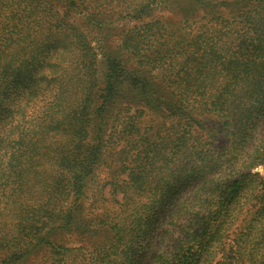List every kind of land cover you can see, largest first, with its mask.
I'll use <instances>...</instances> for the list:
<instances>
[{"label": "trees", "instance_id": "16d2710c", "mask_svg": "<svg viewBox=\"0 0 264 264\" xmlns=\"http://www.w3.org/2000/svg\"><path fill=\"white\" fill-rule=\"evenodd\" d=\"M10 1L0 264H264V0Z\"/></svg>", "mask_w": 264, "mask_h": 264}, {"label": "rangeland", "instance_id": "374dc122", "mask_svg": "<svg viewBox=\"0 0 264 264\" xmlns=\"http://www.w3.org/2000/svg\"><path fill=\"white\" fill-rule=\"evenodd\" d=\"M8 0H0V12L5 13L6 15L9 14V11L13 9V7H9L7 9L5 6L6 4H12L7 3ZM69 22H72V24L79 29V31L88 37V41L91 44V47L96 48V39L97 35L95 33L97 32L96 30H93L91 26H89L86 22H83L80 20V17H70ZM138 25V23L132 19H117L116 16H113V18H108L106 23H103L101 25L102 30L100 31L101 33H108V42L111 43V47L115 48L119 45V39L122 37V34H124L126 31L132 29L134 26ZM99 31V30H98ZM97 51V50H96ZM98 53V52H96ZM98 63L96 64V78L99 79L100 81L103 78V75L105 73V68L104 66L101 65L100 62V56L97 59ZM46 168H49L52 171V167L48 165V163H45ZM253 172L257 173L259 177H264V167H258L255 169ZM36 193L39 191H35ZM34 192V193H35ZM34 199L31 198L32 202H38L41 200V197L32 195ZM2 222V221H1Z\"/></svg>", "mask_w": 264, "mask_h": 264}]
</instances>
